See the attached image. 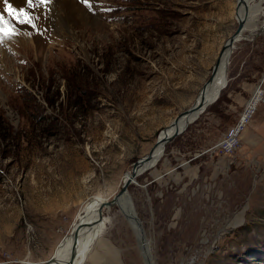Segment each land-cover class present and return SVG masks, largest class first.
<instances>
[{
    "label": "rangeland",
    "instance_id": "1",
    "mask_svg": "<svg viewBox=\"0 0 264 264\" xmlns=\"http://www.w3.org/2000/svg\"><path fill=\"white\" fill-rule=\"evenodd\" d=\"M55 1L36 38L0 44V264L49 261L85 201H113L238 27L237 0H74L91 19L64 30ZM252 7L218 102L129 188L155 264H264V101L235 154L214 149L264 94V4ZM102 224L85 264H145L118 206Z\"/></svg>",
    "mask_w": 264,
    "mask_h": 264
},
{
    "label": "bare ground",
    "instance_id": "2",
    "mask_svg": "<svg viewBox=\"0 0 264 264\" xmlns=\"http://www.w3.org/2000/svg\"><path fill=\"white\" fill-rule=\"evenodd\" d=\"M9 2L12 3L13 7L26 9L34 18H36L35 19L36 24L40 19L45 20L49 17V13L47 12L48 8H44L40 4L35 5L34 10H32V8H28L27 0H9ZM246 2H247V5L250 9L249 14L246 16L247 25H248L249 20H250L249 19L250 13L254 14V9L252 7V4H253V2H255V0H246ZM34 4H35V0H34ZM54 4H56L55 6H57L56 9L61 8V10H59V13L57 15V17L59 18L58 23H59V26L61 29L70 30V29L74 28L75 24L78 22L79 23H86V24L90 22V19H91L90 16L84 14V12L81 10V8L78 5L79 3L77 4L74 0H56ZM263 4H264V0H261V6ZM5 7L6 6L4 5L3 0H0V12H3L6 19L12 21V23L15 25V28L17 31L29 32L30 34L33 35V38L37 37V35H38L37 32H39L37 28H33L29 24H19L16 21L12 20V17L8 16L7 12H4ZM54 13H55V11L53 10L52 18L54 16ZM241 17L242 18L245 17L244 11L241 12ZM43 20H41V21H43ZM52 25H54V24H52ZM55 30H56V27H55ZM244 32H245V30H244ZM252 32L253 31H251L250 33H252ZM243 33H242V35H243ZM242 35H241V37H242ZM25 36H26V34H25ZM22 38H24V37L22 36ZM35 41H38V40H35ZM42 41H43V39H42ZM35 44H37V43H35ZM233 50L230 48L227 49V52L223 56L222 63H221L219 70H218L217 74L215 75L213 82H212V90L206 91L207 89L204 88L203 91L201 92L199 98L196 101L198 103L202 99L205 92H207L208 99H210V101H212V102L205 108V110H207L208 108H210L211 106L215 105L218 102L222 92L224 91V89H226V87L228 85L227 78H226V75H227V69L226 68H227L228 62L231 58V55L233 53ZM7 62H9V61H7ZM207 87H208V85H207ZM263 101H264V94H263L261 89H257L256 92L254 93V96L252 97V99L247 104V106H246L247 111L244 112L242 117H244L245 120L247 118L251 119ZM195 115L196 114H194L193 116H195ZM193 116L192 115L189 117L183 116L180 119L179 125L180 126L185 125L187 123V120L189 118L191 119ZM249 121H248V123H249ZM248 123H247V125H248ZM174 126L175 125L173 123L168 129H166L164 132H162V134L160 135L159 138H164L165 136L170 134L173 131ZM246 128H247V126H246ZM246 128H245V130H246ZM155 146H156V149L154 152V161H153V163H151V165H150L151 167H149L148 170L153 168L160 161V159L163 157V153H164L163 145L158 144ZM148 170H146L144 173H146ZM129 175L130 174H128L126 176V178ZM127 199H128L127 195H124L114 205V206H118L121 209V211L124 214L126 219H127V216L130 215L129 209H131L130 204H129L130 200L128 201ZM108 202H110V200L103 199L100 197H92V198H89L87 201L84 202L83 210L78 215L77 220L74 223L72 232L69 235H67L61 241V243L59 245L60 247L57 249V251L55 253L56 256L54 255L52 260L50 259L51 262L49 264H70L69 260L71 257V250L73 249V246H74V238H73L74 233H73V231L78 227L79 224H81L82 229L79 231L78 236L75 239V243L76 242L78 243V250L76 253L77 258H76L74 264H85L89 254L92 250V247L95 245V243L100 238V236L103 232L102 216H103L104 209H109V208L113 207V206H110V207L107 206V207H104L103 209H101V206L103 204H105V205L108 204ZM127 221H128V219H127ZM128 223H129V221H128ZM150 244L151 243L147 241L148 250H149V257L151 258V263L155 264V260L152 256V252H151L152 250H151ZM138 250H139L141 257L143 258V253H142L141 248L138 247ZM41 264H47V263L42 262ZM145 264H147V263L145 262Z\"/></svg>",
    "mask_w": 264,
    "mask_h": 264
},
{
    "label": "water",
    "instance_id": "3",
    "mask_svg": "<svg viewBox=\"0 0 264 264\" xmlns=\"http://www.w3.org/2000/svg\"><path fill=\"white\" fill-rule=\"evenodd\" d=\"M244 11L245 17L242 18L241 17V12ZM250 9L247 5L246 0H237V5H236V19L238 22V27L235 31V33L226 41V43L224 44L220 55L216 61L215 66L213 67L212 70V75L209 79V81L207 82V85H205L204 88H206V91H211L212 90V82L213 79L215 77V75L217 74L219 67L222 63V58L225 55V53L227 52V49H235V45L237 42L241 41V35L245 30V27L247 26V20H246V16L249 14ZM203 88V89H204ZM203 91V90H202ZM212 101H210V99H208V95L207 92H205V94L203 95L202 99L197 103L193 104V106L188 109L187 111L181 113L174 122V129L173 131L168 134L167 136H165L164 138H158L157 140V144H161L164 147V151L166 150V146L168 144H170L171 142H173L177 137L181 136L185 131H187V129L190 127L191 124H193L194 122H196L199 117L202 115V113L205 111V108L211 103ZM194 114H196L195 116H193ZM193 116L191 119L189 118L187 120V123L183 126L179 125L180 119L183 116L189 117V116ZM156 146H154V148L143 158H141L140 160H138L134 166L133 169L130 173V175L123 181L122 184V188L120 190V192L117 193V196L114 198V200L112 202H108V204H103L101 206V209H103L104 207L107 206H114L121 197H123L124 195H127V200L129 201L130 207V215L127 216V219L129 221L130 227L136 237V240L139 244V248H141L142 253H143V259L147 264H152L151 263V258L149 257V250H148V245H147V235L143 226V223L141 222L140 218L138 217V214L136 212L134 203L131 199V196L129 194V188L130 186L137 184V178L139 176H141L146 170L149 169V167H151V163H153L154 161V152H155ZM148 165V166H147ZM82 229L81 224L78 225V227L73 231V238H74V246L73 249L71 250V257H70V264H74L75 260L77 258L76 253L78 250V243H75V239L78 236L79 231ZM52 260V259H51ZM51 260L44 262L49 264L51 262ZM19 264H25V262L19 263ZM32 264H41V263H32Z\"/></svg>",
    "mask_w": 264,
    "mask_h": 264
},
{
    "label": "snow or ice",
    "instance_id": "4",
    "mask_svg": "<svg viewBox=\"0 0 264 264\" xmlns=\"http://www.w3.org/2000/svg\"><path fill=\"white\" fill-rule=\"evenodd\" d=\"M4 12H7L8 16L12 17V20L16 21L19 24H29L33 28H36L35 19L26 9L13 7L12 3L9 0H3ZM49 0H27L28 8H33L38 4H47ZM95 0H82L89 8L93 7ZM17 30L12 21L5 18L3 12H0V44H3L6 39L10 40L14 35H17Z\"/></svg>",
    "mask_w": 264,
    "mask_h": 264
},
{
    "label": "built area",
    "instance_id": "5",
    "mask_svg": "<svg viewBox=\"0 0 264 264\" xmlns=\"http://www.w3.org/2000/svg\"><path fill=\"white\" fill-rule=\"evenodd\" d=\"M249 120L250 118L245 120L244 117H241L240 121L224 135L214 149H217L225 157H230L235 154L240 146L242 134Z\"/></svg>",
    "mask_w": 264,
    "mask_h": 264
}]
</instances>
